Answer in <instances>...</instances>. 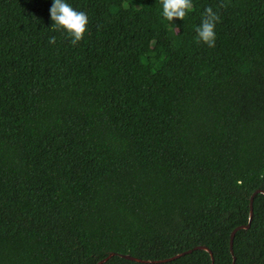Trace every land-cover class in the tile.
Wrapping results in <instances>:
<instances>
[{"label": "trees", "instance_id": "obj_1", "mask_svg": "<svg viewBox=\"0 0 264 264\" xmlns=\"http://www.w3.org/2000/svg\"><path fill=\"white\" fill-rule=\"evenodd\" d=\"M52 2L0 0V264H264L263 194L230 251L264 190V0H66L76 46Z\"/></svg>", "mask_w": 264, "mask_h": 264}, {"label": "clouds", "instance_id": "obj_2", "mask_svg": "<svg viewBox=\"0 0 264 264\" xmlns=\"http://www.w3.org/2000/svg\"><path fill=\"white\" fill-rule=\"evenodd\" d=\"M162 15L169 22L184 20L193 10V0H161ZM219 7H225L221 4ZM53 31H63L67 34L73 46L83 40L88 31L89 19L85 12L73 8L66 0H53L50 8ZM220 15L209 6L205 8L203 19L195 28L197 43H203L209 48L215 47L216 25ZM56 37L49 39V44L55 45Z\"/></svg>", "mask_w": 264, "mask_h": 264}, {"label": "water", "instance_id": "obj_3", "mask_svg": "<svg viewBox=\"0 0 264 264\" xmlns=\"http://www.w3.org/2000/svg\"><path fill=\"white\" fill-rule=\"evenodd\" d=\"M258 194H263L264 195V190H258L256 191L250 198V214H249V221H248V224L247 225H244V226H240V227H237L235 230L232 231L231 233V236H230V251H231V254L234 253L233 251V246H234V238H235V235L238 231L240 230H247L250 228L251 226V223H252V220H253V215H254V209H253V203H254V198L256 195ZM197 250H204V251H207L210 253V256H211V261H212V264H215L214 262V257H213V254L212 252L207 248V247H204V246H197L195 247L194 249H191L189 251H186V252H183V253H180L178 255H175L171 258H168V259H163V260H157V261H149V260H138L134 257H131V256H122L123 258L125 257L126 259H129V260H132V261H138L139 263H143V264H163V263H166V262H171V261H174L175 259H179L185 255H188V254H191L193 251H197ZM114 254H110L107 258L101 260L99 263L97 264H104L105 262H107ZM232 264H235V257H233V263Z\"/></svg>", "mask_w": 264, "mask_h": 264}]
</instances>
